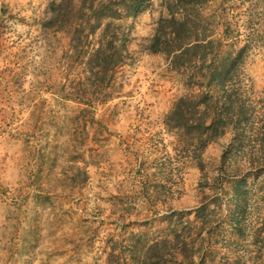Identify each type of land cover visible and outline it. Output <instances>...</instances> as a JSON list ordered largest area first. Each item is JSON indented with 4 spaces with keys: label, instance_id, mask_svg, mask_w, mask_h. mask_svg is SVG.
<instances>
[{
    "label": "rangeland",
    "instance_id": "1",
    "mask_svg": "<svg viewBox=\"0 0 264 264\" xmlns=\"http://www.w3.org/2000/svg\"><path fill=\"white\" fill-rule=\"evenodd\" d=\"M52 1L0 0V264H264V164L230 132L201 149L166 124L205 80L148 49L164 0L112 4L126 50L109 78ZM200 9L211 38L247 45L242 83L264 106V0Z\"/></svg>",
    "mask_w": 264,
    "mask_h": 264
},
{
    "label": "trees",
    "instance_id": "2",
    "mask_svg": "<svg viewBox=\"0 0 264 264\" xmlns=\"http://www.w3.org/2000/svg\"><path fill=\"white\" fill-rule=\"evenodd\" d=\"M144 1L129 0L128 7L136 13ZM164 2L167 16L158 20L148 49L164 53L178 66L195 64L205 80L204 91L184 95L174 103L166 116V124L180 130L187 140L195 139L201 149L230 132L232 147H247L252 164H264V106L257 107L252 103L241 79L247 45L237 48L236 39L228 35L227 28L221 38H211L200 15L204 0ZM117 3L126 4L127 0L98 3L95 0H59L50 3L53 9L49 21L70 35L73 41L80 43L94 36L87 63L90 69L101 65L99 72L106 78L110 76L112 65L125 57L126 34L112 15L115 12L112 4ZM103 18L106 21L102 28ZM253 18L250 15V21ZM250 42H261V39L254 38Z\"/></svg>",
    "mask_w": 264,
    "mask_h": 264
}]
</instances>
